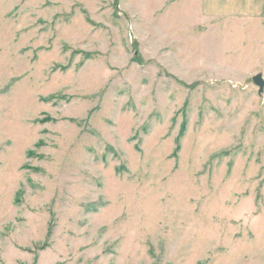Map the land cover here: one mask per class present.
<instances>
[{
	"label": "rangeland",
	"instance_id": "374dc122",
	"mask_svg": "<svg viewBox=\"0 0 264 264\" xmlns=\"http://www.w3.org/2000/svg\"><path fill=\"white\" fill-rule=\"evenodd\" d=\"M264 22L198 0H0V264H264Z\"/></svg>",
	"mask_w": 264,
	"mask_h": 264
},
{
	"label": "crops",
	"instance_id": "0c3cea01",
	"mask_svg": "<svg viewBox=\"0 0 264 264\" xmlns=\"http://www.w3.org/2000/svg\"><path fill=\"white\" fill-rule=\"evenodd\" d=\"M198 5L206 16H235L249 11L255 20L264 22V0H198Z\"/></svg>",
	"mask_w": 264,
	"mask_h": 264
},
{
	"label": "water",
	"instance_id": "95a60500",
	"mask_svg": "<svg viewBox=\"0 0 264 264\" xmlns=\"http://www.w3.org/2000/svg\"><path fill=\"white\" fill-rule=\"evenodd\" d=\"M252 82L258 87V90L262 92L264 90V78L261 73H257L252 77Z\"/></svg>",
	"mask_w": 264,
	"mask_h": 264
}]
</instances>
